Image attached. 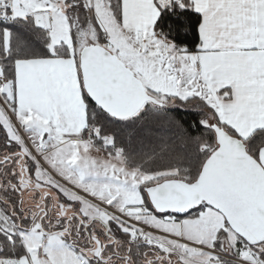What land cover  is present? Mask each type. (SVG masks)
Here are the masks:
<instances>
[{
    "label": "snow or ice",
    "instance_id": "obj_1",
    "mask_svg": "<svg viewBox=\"0 0 264 264\" xmlns=\"http://www.w3.org/2000/svg\"><path fill=\"white\" fill-rule=\"evenodd\" d=\"M0 264H264V0H0Z\"/></svg>",
    "mask_w": 264,
    "mask_h": 264
},
{
    "label": "trees",
    "instance_id": "obj_2",
    "mask_svg": "<svg viewBox=\"0 0 264 264\" xmlns=\"http://www.w3.org/2000/svg\"><path fill=\"white\" fill-rule=\"evenodd\" d=\"M177 118L180 119L181 121H189L191 120V117L187 114H185L182 110L179 112L177 115ZM187 126V125H185Z\"/></svg>",
    "mask_w": 264,
    "mask_h": 264
}]
</instances>
